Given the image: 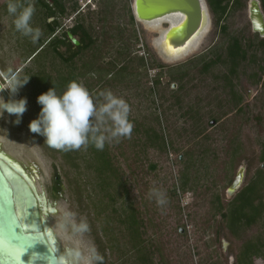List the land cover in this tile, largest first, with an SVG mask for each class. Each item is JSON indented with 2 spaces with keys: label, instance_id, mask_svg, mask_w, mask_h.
Returning <instances> with one entry per match:
<instances>
[{
  "label": "rangeland",
  "instance_id": "374dc122",
  "mask_svg": "<svg viewBox=\"0 0 264 264\" xmlns=\"http://www.w3.org/2000/svg\"><path fill=\"white\" fill-rule=\"evenodd\" d=\"M242 1L243 5L232 8L222 22L227 25L224 35L210 10L212 24L199 49L176 62H168L160 56L153 44L154 38L159 36L157 32L136 20L130 23L128 7H132L133 0H115L113 8L110 0H92L91 4L89 0H64L67 15L58 16L60 26L51 36L47 27L50 19L45 18V9L33 1L35 11L30 23L41 30L43 41L55 35L63 36L78 21H83L96 38L93 47L82 51L72 65H67L52 50L46 59L38 60L39 63L30 61V52L39 45L38 40L33 43L14 29L13 17L6 9L7 0H0L3 87H8L11 77L21 81L29 78L15 94L8 89H5L8 97L0 93L5 101L21 98L27 101L19 123H15V115L5 112L0 116V144L11 155L34 164L39 173L37 184L42 186L58 211L73 214L71 223L84 220L88 224V231L80 235H71L70 225L67 231L57 228L64 247L71 243L84 252L89 246L96 247L93 241L97 234L100 235L101 226L109 228L120 248L130 247L129 233L124 232L118 221L129 204L140 212L145 239L163 245L169 264H235L246 240L259 238L264 243V217L235 237L224 228L219 215L220 206L225 211L234 197L257 177L259 170L264 169L261 160L264 150V70L261 69L264 49L258 47L255 39L249 18V0ZM232 35L257 42L251 50L254 58L244 62L238 74L229 79L226 76L228 66H217L204 73L202 55L210 53L216 44L224 51ZM212 56L210 53L207 58ZM141 57L145 67L139 65ZM40 63L53 79L87 70L86 77L93 83L96 97L101 91L111 90L128 103V119L132 124L130 136L108 142L114 164L123 176L121 193L126 191L123 199L111 202L97 184L92 183L96 173L87 168L91 155L85 146L79 149V158L75 159L79 168L75 169L61 154L49 149L43 136L29 130L30 122L37 118L41 109L37 103L40 93L30 79V75L41 69ZM110 63H115L116 69L123 63L129 64V72L111 76L107 71ZM153 63L155 67H151ZM160 65L163 68H159ZM98 67L99 72L96 71ZM160 71L162 75L156 84ZM170 71L175 75L185 73V77L181 82H174ZM100 76L103 80L97 83ZM107 80L110 81L105 82ZM80 82L86 86L84 78ZM149 127L161 129L167 144L165 150L146 144L145 131ZM242 168V184L235 193L229 194V187ZM184 173L190 178L185 190L181 182ZM55 176L60 179V189L56 190L53 189ZM153 190L163 194V205H158ZM262 194L264 199V187ZM58 215H50L54 226ZM159 259L156 257L155 262ZM119 261L115 253L110 263L121 264ZM253 264H264V248L263 255L256 257Z\"/></svg>",
  "mask_w": 264,
  "mask_h": 264
},
{
  "label": "trees",
  "instance_id": "16d2710c",
  "mask_svg": "<svg viewBox=\"0 0 264 264\" xmlns=\"http://www.w3.org/2000/svg\"><path fill=\"white\" fill-rule=\"evenodd\" d=\"M35 1L38 5L42 6L46 11V19L54 18L53 21L47 23L48 34L54 35L56 30L60 26L58 16L67 15V6L64 0H29L30 3ZM264 11V0H260ZM210 10L214 14L215 22L220 27L222 34H226L227 25L222 23L227 18L230 10L236 9L243 5L242 0H207ZM115 0H110L109 5L113 8ZM75 10L76 6H73ZM77 10V9H76ZM128 13L130 16V23H135V17L132 11V7H128ZM78 19V17H77ZM68 32H71L74 37L78 38L80 44L75 46L68 37ZM255 39L258 40V47L264 49V38L260 39L259 34H255ZM39 45L32 49L29 57L30 61L38 62L40 59H46L49 50H52L53 54L58 57L64 64L72 65L74 60L81 54L82 51L93 47L96 43V38L89 32L83 21L76 22L68 31L63 33V36L55 35L49 41L45 42L41 38L38 39ZM256 41L251 38H243L238 35H232L228 41L224 51H220L219 45H214L210 49V53L213 54L209 59L208 54L202 55V71L205 73L213 70L217 66H228L229 79L231 76H235L239 72L241 65L254 58V53H251ZM64 48L65 51H62ZM30 75L31 83L40 94L45 93L50 88H55L58 95L64 91L67 84L70 81L80 82V79L84 78L85 87L89 90L90 94L96 97L97 92L94 90L93 83H90V78L86 77L89 71H82L80 74L68 73L67 75H61L58 79H53L50 73H47L44 68ZM111 66L107 69L108 74L116 77L123 76L129 72V64L123 63L116 69L115 63H110ZM139 65L145 67L146 63L144 59L139 58ZM151 67H155L154 63ZM163 68V65L158 66ZM264 70V66L261 67ZM114 70H116L114 72ZM99 72V67L96 68ZM133 71V69H132ZM132 71L130 73H132ZM161 71L158 74L156 84H159ZM79 76V77H78ZM172 81L181 82V79L185 77V73L174 74L170 71ZM103 77L98 78V82L102 81ZM107 80L105 82H109ZM214 120V119H213ZM156 127H149L145 131V142L151 147H158L165 150L167 147L164 135ZM170 145V144H169ZM50 150H55L49 147ZM91 155L90 160L86 163L88 170L96 173V180L92 183H96L97 187L103 191L104 196L109 198L112 202H116L118 199H123L125 192L121 193L123 189L124 181L123 176L119 173V169L115 166L113 161V154L108 142L105 143L103 150H97L91 143L86 146ZM63 157L67 164H70L75 169L79 168L75 159L79 158V152L75 151H60L55 150ZM81 154V153H80ZM86 156L82 157L85 158ZM264 162V150L261 157ZM155 168V166H152ZM189 176L184 173L181 178L182 188L185 190L188 187ZM264 187V169H260L257 177L252 179L229 203L228 208L224 211L220 206L219 215H221L224 228H227L229 232L239 237L241 232L249 229L264 217V199L262 190ZM59 189V188H58ZM122 211V210H121ZM119 217V223L125 229L124 232H128L130 236V247L120 248L115 241L114 235L110 234L109 228L101 226L100 235L94 237V245L98 254L102 257L101 264H111V258L116 253L121 264H169L164 254V247L161 244H153L150 239H145L143 231V220L140 216V212L133 205L129 204L122 211ZM112 235V236H111ZM100 236V237H99ZM104 238V239H103ZM107 238V240H105ZM264 243L258 238L257 240H246L236 258L235 264H253L254 259L263 255ZM160 257L159 262H155V258Z\"/></svg>",
  "mask_w": 264,
  "mask_h": 264
},
{
  "label": "clouds",
  "instance_id": "9594fccd",
  "mask_svg": "<svg viewBox=\"0 0 264 264\" xmlns=\"http://www.w3.org/2000/svg\"><path fill=\"white\" fill-rule=\"evenodd\" d=\"M7 13L13 17L14 29L25 37H29L35 43L41 36V30L30 23L35 11L29 0H7ZM29 78L21 81L11 77L6 88L11 94H15L20 87L28 82ZM102 98V99H101ZM37 103L41 105L36 119L29 124V130L45 138L44 143L52 149L60 151H75L82 146L91 143L97 150H103L106 142H118L122 137H128L132 131L129 121L130 108L121 97L113 94L111 90L98 93L97 97L90 94L89 90L77 81H70L64 91L57 94L55 88H50L37 97ZM27 101L9 99L5 101L0 97V116L4 113L15 115V123L26 111ZM157 197L158 205L165 203L163 194L153 190ZM49 213L59 215L53 228H45L41 232L36 223L31 224L29 231L38 234L37 242L56 240L54 229L67 231L71 227V235H80L88 231V224L81 220L79 223H71L73 214L69 211H58L55 206L50 207ZM48 246L51 253L47 264H101L102 257L94 246H89L86 252L69 243L62 255H55L56 247ZM32 246V245H31ZM30 247V246H29ZM33 261H29L32 264Z\"/></svg>",
  "mask_w": 264,
  "mask_h": 264
},
{
  "label": "water",
  "instance_id": "95a60500",
  "mask_svg": "<svg viewBox=\"0 0 264 264\" xmlns=\"http://www.w3.org/2000/svg\"><path fill=\"white\" fill-rule=\"evenodd\" d=\"M132 10L135 20L140 23L179 15V20L173 25L165 23L168 31L163 39L174 51L187 47L196 35L203 39L205 26L210 29L212 24L206 0H133ZM249 18L253 31L264 37V11L260 0H249ZM68 37L74 45L80 44L71 32H68ZM159 54L165 59L160 50ZM3 88L0 77V89ZM0 93L8 97L5 89ZM26 169L19 158L6 152L0 144V264H29V261H33L32 264H47L51 253L46 243L56 247L55 255H61L57 236L56 240L45 239L42 241L45 243H40L37 242L38 234L29 231L34 223L41 232L50 228L44 214L49 213L52 203L47 208L46 197L40 196L35 181ZM243 171L244 168L230 185L229 194L235 193L241 186Z\"/></svg>",
  "mask_w": 264,
  "mask_h": 264
},
{
  "label": "bare ground",
  "instance_id": "6f19581e",
  "mask_svg": "<svg viewBox=\"0 0 264 264\" xmlns=\"http://www.w3.org/2000/svg\"><path fill=\"white\" fill-rule=\"evenodd\" d=\"M182 19V18H181ZM179 20V15H172L163 19H158V20H153V21H142V23L151 31L157 32L158 34L162 35V36H158L156 38H154L153 40V44L154 46L157 48L158 52L160 50L162 56L165 58V60L169 61V62H175L177 60H181L183 58H185L186 56H188L189 54H191L192 52H194L195 50H198L200 47V44L202 42V38H198V36L196 35L191 41L190 43L187 45V47L174 51L168 44L166 39L164 38V35H166L167 31H168V27H164L165 23H169V24H174ZM204 32H206L205 34L208 33L209 28L205 26L204 28ZM200 39V40H199ZM3 148V146H2ZM7 152V151H6ZM10 154V153H9ZM22 161V160H21ZM22 163L24 165H26V167L29 169L27 170V173L30 175L31 178H33V180L35 181V185L38 189V192L40 193V196L42 197V195L44 196V198L46 197V205L47 208H49V203H51L48 200V197L45 194L44 189L42 188V186L37 184V178L39 176L38 171L35 169L34 164L29 163L27 164L25 162V160L22 161ZM54 206L51 204V207ZM52 213H48L47 215L44 214V219L47 223V225L50 228L54 227V224L52 222V220L50 219V215ZM54 231L56 232V236L58 237V240L60 243H57L58 249L61 252V255L65 252V247H64V243L63 245L61 244L60 238L58 236L57 230L54 229ZM60 244L62 246H60ZM64 247V248H63Z\"/></svg>",
  "mask_w": 264,
  "mask_h": 264
},
{
  "label": "flooded vegetation",
  "instance_id": "af4514ba",
  "mask_svg": "<svg viewBox=\"0 0 264 264\" xmlns=\"http://www.w3.org/2000/svg\"><path fill=\"white\" fill-rule=\"evenodd\" d=\"M59 177L58 176H55L54 180H53V189L56 190V189H60V181H59Z\"/></svg>",
  "mask_w": 264,
  "mask_h": 264
},
{
  "label": "crops",
  "instance_id": "0c3cea01",
  "mask_svg": "<svg viewBox=\"0 0 264 264\" xmlns=\"http://www.w3.org/2000/svg\"><path fill=\"white\" fill-rule=\"evenodd\" d=\"M50 19V21L49 22H51V21H53L54 20V18H49ZM76 46V45H75Z\"/></svg>",
  "mask_w": 264,
  "mask_h": 264
},
{
  "label": "built area",
  "instance_id": "2783aa9c",
  "mask_svg": "<svg viewBox=\"0 0 264 264\" xmlns=\"http://www.w3.org/2000/svg\"><path fill=\"white\" fill-rule=\"evenodd\" d=\"M92 3V0H89L88 4H91ZM87 5V4H86Z\"/></svg>",
  "mask_w": 264,
  "mask_h": 264
}]
</instances>
